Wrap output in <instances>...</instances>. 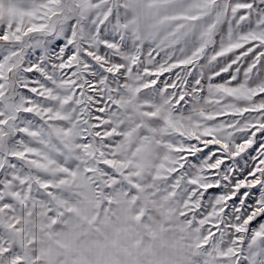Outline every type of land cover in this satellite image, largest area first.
<instances>
[{
  "label": "snow or ice",
  "instance_id": "snow-or-ice-1",
  "mask_svg": "<svg viewBox=\"0 0 264 264\" xmlns=\"http://www.w3.org/2000/svg\"><path fill=\"white\" fill-rule=\"evenodd\" d=\"M0 264H264V0H0Z\"/></svg>",
  "mask_w": 264,
  "mask_h": 264
}]
</instances>
